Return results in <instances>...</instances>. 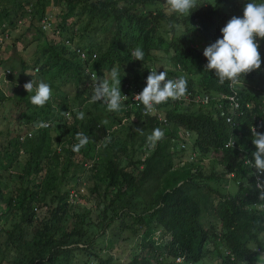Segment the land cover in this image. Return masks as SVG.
<instances>
[{"label":"trees","instance_id":"obj_1","mask_svg":"<svg viewBox=\"0 0 264 264\" xmlns=\"http://www.w3.org/2000/svg\"><path fill=\"white\" fill-rule=\"evenodd\" d=\"M164 2L0 0V76L14 84H0V264H264V201L245 162L251 129L264 133V87L253 84L264 39L261 68L233 90L204 70L203 51L249 0H198L180 18ZM113 67L127 96L118 113L90 102L91 74ZM151 70L188 82L161 116L133 101ZM32 79L51 86L43 108L23 87ZM155 128L164 138L149 149ZM78 132L89 143L74 153Z\"/></svg>","mask_w":264,"mask_h":264},{"label":"clouds","instance_id":"obj_2","mask_svg":"<svg viewBox=\"0 0 264 264\" xmlns=\"http://www.w3.org/2000/svg\"><path fill=\"white\" fill-rule=\"evenodd\" d=\"M163 6L168 16L175 15L180 18L188 17L193 9L201 5L198 6V0H165ZM221 33L222 38H218L203 51L207 60L204 70L213 73L220 84L227 83L233 90H236L247 74L261 68L262 60L258 40L264 39V0L262 2L249 0L243 7L242 17L233 16L221 29ZM131 55L134 60L142 62L145 53L137 47ZM91 79L94 88L90 102L102 103L109 112H120L127 99V96L121 93L120 70L113 67L108 78L98 79L96 75L91 74ZM187 84V79L183 75L176 79H168L166 71L158 73L156 70H151L146 79V86L134 96V99L142 105L144 115L158 114L161 116L162 112L158 106L169 100L183 99L187 94ZM23 87L28 94H32L29 100L33 106L43 108L52 97L51 86L46 82L37 83L32 79ZM76 118L83 120L84 113L78 111ZM102 123L106 124L107 121ZM34 126L41 129L50 127V124L37 122ZM259 127H264V123ZM251 132L255 151L252 153L253 159L245 162L254 169L255 174L264 175V133L258 132L255 127L251 129ZM163 138L164 131L155 128L146 137V147L154 149ZM75 140L77 143L72 146L74 153H79L89 143V138L80 132L76 133ZM233 143L229 142L231 147ZM256 189L259 191V201H264V180H257ZM258 209L264 211V205H258ZM260 236L264 239V232L260 233Z\"/></svg>","mask_w":264,"mask_h":264},{"label":"built area","instance_id":"obj_3","mask_svg":"<svg viewBox=\"0 0 264 264\" xmlns=\"http://www.w3.org/2000/svg\"><path fill=\"white\" fill-rule=\"evenodd\" d=\"M49 18H52V16H50ZM51 25H52V21H50L49 19H44L43 21H42V27H43V29H45V30H48V29H50L51 28ZM227 97V99H229L232 103H233V105H234V109H236V110H240L241 109V105H240V102H239V99L236 97V95L235 94H230L229 96H226ZM134 101L136 102V103H139V101H137V100H135L134 99ZM202 102L203 103H207L208 102V98L207 97H204L203 99H202ZM241 114H243V112H240ZM222 115H224V113H222ZM232 120H233V118L232 117H228L227 118V121L228 122H232ZM230 141H232V142H234L233 140H230ZM229 141V142H230ZM229 142H228V144H227V146L229 147L230 146V144H229ZM233 145H234V143H233ZM260 175L257 177V179H259L260 180Z\"/></svg>","mask_w":264,"mask_h":264},{"label":"rangeland","instance_id":"obj_4","mask_svg":"<svg viewBox=\"0 0 264 264\" xmlns=\"http://www.w3.org/2000/svg\"><path fill=\"white\" fill-rule=\"evenodd\" d=\"M4 46L7 47L6 44H4ZM5 49H7V48H5ZM9 80H10V78L8 77L7 74H3V73L1 74L0 84L2 86H4V89L8 92V94H9V92L12 93V90L14 89L13 88L14 87L13 82H10V84H9V82H8ZM253 84L256 85V87L258 89L263 88L264 87V77L261 78L260 76H258V79L256 78V81ZM133 101H134V97H133ZM119 247H120V250H123V249L127 248V245L121 243L119 245Z\"/></svg>","mask_w":264,"mask_h":264}]
</instances>
